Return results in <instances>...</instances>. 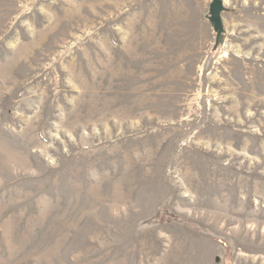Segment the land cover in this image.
Returning a JSON list of instances; mask_svg holds the SVG:
<instances>
[{
    "label": "rangeland",
    "instance_id": "374dc122",
    "mask_svg": "<svg viewBox=\"0 0 264 264\" xmlns=\"http://www.w3.org/2000/svg\"><path fill=\"white\" fill-rule=\"evenodd\" d=\"M211 1L0 0V264H264V0Z\"/></svg>",
    "mask_w": 264,
    "mask_h": 264
},
{
    "label": "water",
    "instance_id": "95a60500",
    "mask_svg": "<svg viewBox=\"0 0 264 264\" xmlns=\"http://www.w3.org/2000/svg\"><path fill=\"white\" fill-rule=\"evenodd\" d=\"M225 10L224 0H212L209 5V15L208 19L210 20L214 30L217 32V37L222 31V17L221 13ZM218 42V41H217Z\"/></svg>",
    "mask_w": 264,
    "mask_h": 264
}]
</instances>
